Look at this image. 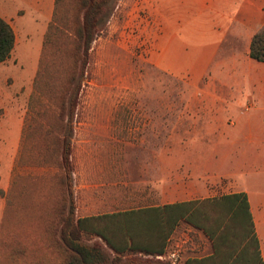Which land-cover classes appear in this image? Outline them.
I'll return each mask as SVG.
<instances>
[{
	"label": "rangeland",
	"instance_id": "1",
	"mask_svg": "<svg viewBox=\"0 0 264 264\" xmlns=\"http://www.w3.org/2000/svg\"><path fill=\"white\" fill-rule=\"evenodd\" d=\"M158 30L156 2L113 0L91 45L90 64L71 122L73 201L78 217L178 201L182 190L197 195L185 182L192 181L198 170L206 173V159L185 146L199 142L194 127L202 121L186 113L190 108L194 115L205 110L197 98L207 78L191 88L186 77L160 70ZM32 83L8 80L7 86H0V113L24 114ZM119 108L126 120L115 117ZM43 134V128L34 129L38 141L43 142ZM238 149L240 145L234 147L232 162H226L223 170L240 181L244 171L234 162L241 157ZM18 152L14 159L0 152V183L5 181L4 189L0 187V264H62L48 233L59 191L52 181L42 180L52 171L15 166ZM23 161L31 162V154ZM255 161L247 169L260 175L264 184V158ZM234 183L230 177L216 179L212 195L235 192ZM89 242L98 243L113 258L99 239L89 238ZM211 251L200 231L180 222L161 258L134 255L112 264H171V253L176 255L175 264H182L186 258Z\"/></svg>",
	"mask_w": 264,
	"mask_h": 264
},
{
	"label": "trees",
	"instance_id": "2",
	"mask_svg": "<svg viewBox=\"0 0 264 264\" xmlns=\"http://www.w3.org/2000/svg\"><path fill=\"white\" fill-rule=\"evenodd\" d=\"M113 0H54L38 67L27 100L15 166L52 171L42 180L59 191L48 223L50 239L62 264L120 263L126 256L163 255L180 222L200 231L211 253L186 258L182 264H263L247 195L234 192L219 197L149 204L135 209L78 217L73 201L71 122L78 95L90 64L91 45ZM14 47V32L0 17V63ZM249 57L264 64V25L249 44ZM119 108L116 118L126 120ZM43 128V142L34 129ZM32 161H23L26 154ZM89 238L99 239L113 258Z\"/></svg>",
	"mask_w": 264,
	"mask_h": 264
},
{
	"label": "crops",
	"instance_id": "3",
	"mask_svg": "<svg viewBox=\"0 0 264 264\" xmlns=\"http://www.w3.org/2000/svg\"><path fill=\"white\" fill-rule=\"evenodd\" d=\"M153 1L159 28L155 64L174 77H186L191 88L207 78L197 98L205 110L194 115L190 108L186 113L202 121L194 127L200 139L185 146L205 155L206 173L198 170L192 181L185 182L197 195L182 190L178 201L160 206L212 198L216 179L230 177L237 185L235 192L247 195L264 264V184L260 175L247 169L264 158V64L248 55L252 35L264 25V0ZM53 8L54 0H0V17L14 32L10 56L0 63V86H7L8 80L22 84L34 79ZM25 114L26 110L22 115L0 113V152L10 153L12 159L18 152ZM239 145L241 157L234 162L244 171L240 181L223 170Z\"/></svg>",
	"mask_w": 264,
	"mask_h": 264
},
{
	"label": "built area",
	"instance_id": "4",
	"mask_svg": "<svg viewBox=\"0 0 264 264\" xmlns=\"http://www.w3.org/2000/svg\"><path fill=\"white\" fill-rule=\"evenodd\" d=\"M161 256H162V255L157 256V257H158V258H161ZM175 261H176V255H175V253H171V254H170V262H171V264H175Z\"/></svg>",
	"mask_w": 264,
	"mask_h": 264
}]
</instances>
